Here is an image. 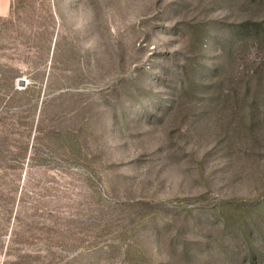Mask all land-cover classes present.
<instances>
[{
  "label": "rangeland",
  "instance_id": "rangeland-1",
  "mask_svg": "<svg viewBox=\"0 0 264 264\" xmlns=\"http://www.w3.org/2000/svg\"><path fill=\"white\" fill-rule=\"evenodd\" d=\"M262 20L0 0V264H264Z\"/></svg>",
  "mask_w": 264,
  "mask_h": 264
},
{
  "label": "trees",
  "instance_id": "trees-1",
  "mask_svg": "<svg viewBox=\"0 0 264 264\" xmlns=\"http://www.w3.org/2000/svg\"><path fill=\"white\" fill-rule=\"evenodd\" d=\"M258 2L264 7V0H252ZM235 39L239 42H257L261 47H264V20L253 23L249 27H244L236 34ZM203 74V73H202ZM206 75L205 73L203 74ZM254 257V255H252Z\"/></svg>",
  "mask_w": 264,
  "mask_h": 264
},
{
  "label": "water",
  "instance_id": "water-1",
  "mask_svg": "<svg viewBox=\"0 0 264 264\" xmlns=\"http://www.w3.org/2000/svg\"><path fill=\"white\" fill-rule=\"evenodd\" d=\"M23 83H24V80H20V81H19V84H23Z\"/></svg>",
  "mask_w": 264,
  "mask_h": 264
}]
</instances>
